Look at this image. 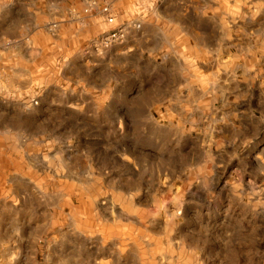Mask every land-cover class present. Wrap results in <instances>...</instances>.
Returning <instances> with one entry per match:
<instances>
[{
  "label": "rangeland",
  "instance_id": "obj_1",
  "mask_svg": "<svg viewBox=\"0 0 264 264\" xmlns=\"http://www.w3.org/2000/svg\"><path fill=\"white\" fill-rule=\"evenodd\" d=\"M0 264H264V0H0Z\"/></svg>",
  "mask_w": 264,
  "mask_h": 264
},
{
  "label": "crops",
  "instance_id": "obj_2",
  "mask_svg": "<svg viewBox=\"0 0 264 264\" xmlns=\"http://www.w3.org/2000/svg\"><path fill=\"white\" fill-rule=\"evenodd\" d=\"M162 14L164 17L170 18V21H173L175 24L180 25V28L184 31L196 32L199 33L200 36L205 37V34L207 32L206 24L202 22L201 19L195 18L196 16H200L201 13H199V15L191 13L192 17L190 16V18L186 20L177 19L176 17L178 16L176 15V12H171L170 8L166 9V11H162ZM176 20H178L177 23Z\"/></svg>",
  "mask_w": 264,
  "mask_h": 264
},
{
  "label": "built area",
  "instance_id": "obj_3",
  "mask_svg": "<svg viewBox=\"0 0 264 264\" xmlns=\"http://www.w3.org/2000/svg\"><path fill=\"white\" fill-rule=\"evenodd\" d=\"M104 11H107V9L104 10ZM109 20H110V22H113V19L110 18ZM109 36H110V34H109ZM110 38H111V36H110Z\"/></svg>",
  "mask_w": 264,
  "mask_h": 264
}]
</instances>
